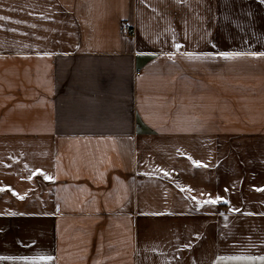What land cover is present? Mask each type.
Segmentation results:
<instances>
[{
	"label": "crops",
	"instance_id": "0c3cea01",
	"mask_svg": "<svg viewBox=\"0 0 264 264\" xmlns=\"http://www.w3.org/2000/svg\"><path fill=\"white\" fill-rule=\"evenodd\" d=\"M0 264H264V0H0Z\"/></svg>",
	"mask_w": 264,
	"mask_h": 264
},
{
	"label": "built area",
	"instance_id": "2783aa9c",
	"mask_svg": "<svg viewBox=\"0 0 264 264\" xmlns=\"http://www.w3.org/2000/svg\"><path fill=\"white\" fill-rule=\"evenodd\" d=\"M122 32H123V34H125L127 36L132 35V27L130 25H124L122 27Z\"/></svg>",
	"mask_w": 264,
	"mask_h": 264
},
{
	"label": "rangeland",
	"instance_id": "374dc122",
	"mask_svg": "<svg viewBox=\"0 0 264 264\" xmlns=\"http://www.w3.org/2000/svg\"><path fill=\"white\" fill-rule=\"evenodd\" d=\"M124 35H125V34H124ZM128 36H129V35H128ZM219 69L222 71L223 68L220 67ZM240 106H241V102H236L235 109L237 110V112H235L234 115H236V116H240V114H242V113L239 112V110H240L239 107H240Z\"/></svg>",
	"mask_w": 264,
	"mask_h": 264
},
{
	"label": "snow or ice",
	"instance_id": "6c2138e0",
	"mask_svg": "<svg viewBox=\"0 0 264 264\" xmlns=\"http://www.w3.org/2000/svg\"><path fill=\"white\" fill-rule=\"evenodd\" d=\"M211 203H215V201H211Z\"/></svg>",
	"mask_w": 264,
	"mask_h": 264
}]
</instances>
